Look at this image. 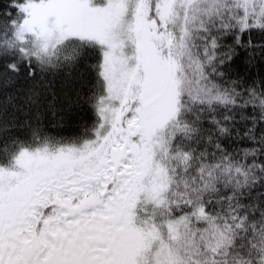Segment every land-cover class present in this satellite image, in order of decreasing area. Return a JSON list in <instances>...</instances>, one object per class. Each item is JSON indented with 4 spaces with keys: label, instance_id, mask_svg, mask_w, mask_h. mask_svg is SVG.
<instances>
[{
    "label": "trees",
    "instance_id": "obj_1",
    "mask_svg": "<svg viewBox=\"0 0 264 264\" xmlns=\"http://www.w3.org/2000/svg\"><path fill=\"white\" fill-rule=\"evenodd\" d=\"M22 1L0 0V168L19 149L89 138L105 88L99 42L82 41L66 60H42L8 44ZM244 14L237 0H213L197 5L187 23L171 153L189 151L190 158L170 162L157 212L177 219L204 207L186 229L201 242L187 253L195 264H264V16L244 26Z\"/></svg>",
    "mask_w": 264,
    "mask_h": 264
},
{
    "label": "rangeland",
    "instance_id": "obj_2",
    "mask_svg": "<svg viewBox=\"0 0 264 264\" xmlns=\"http://www.w3.org/2000/svg\"><path fill=\"white\" fill-rule=\"evenodd\" d=\"M211 1L155 0L156 15L150 9L153 0L20 2L23 16L14 22L8 44L24 54L66 60L76 56L82 41L103 46L100 72L105 88L96 105L99 122L85 142L69 145L76 154L82 149L97 155L93 170L100 192L107 189L106 176H110L116 182L117 198L132 196L157 208L171 182L170 162L189 160V151L171 153L181 117L187 23L197 5ZM237 1L245 11L244 26L263 23L264 0ZM29 151L36 152L19 149L10 164L0 168V179L11 177L2 180V189L34 182ZM195 214L205 215L206 210L200 205L193 215L177 219L159 215L156 264H195L182 249L201 243L186 230Z\"/></svg>",
    "mask_w": 264,
    "mask_h": 264
},
{
    "label": "flooded vegetation",
    "instance_id": "obj_3",
    "mask_svg": "<svg viewBox=\"0 0 264 264\" xmlns=\"http://www.w3.org/2000/svg\"><path fill=\"white\" fill-rule=\"evenodd\" d=\"M35 151L34 182L0 187V264H156L153 210L117 198L110 176L100 192L96 154L63 144Z\"/></svg>",
    "mask_w": 264,
    "mask_h": 264
}]
</instances>
